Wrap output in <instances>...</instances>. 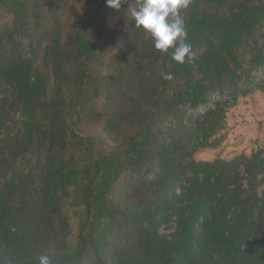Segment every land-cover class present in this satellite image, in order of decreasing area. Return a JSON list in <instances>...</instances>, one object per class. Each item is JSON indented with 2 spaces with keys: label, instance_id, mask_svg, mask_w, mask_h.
I'll use <instances>...</instances> for the list:
<instances>
[{
  "label": "trees",
  "instance_id": "obj_1",
  "mask_svg": "<svg viewBox=\"0 0 264 264\" xmlns=\"http://www.w3.org/2000/svg\"><path fill=\"white\" fill-rule=\"evenodd\" d=\"M129 3L0 0V264H264V142L195 158L264 96V0H191L184 64Z\"/></svg>",
  "mask_w": 264,
  "mask_h": 264
},
{
  "label": "clouds",
  "instance_id": "obj_2",
  "mask_svg": "<svg viewBox=\"0 0 264 264\" xmlns=\"http://www.w3.org/2000/svg\"><path fill=\"white\" fill-rule=\"evenodd\" d=\"M128 0H105V4L115 10L121 9ZM191 0H134L129 3V13L134 26L145 30L152 38L153 46L161 52L171 49V58L179 63H194L195 52L187 42V31L181 10L188 8ZM171 73L164 79L171 80ZM38 264H51L48 256L39 257Z\"/></svg>",
  "mask_w": 264,
  "mask_h": 264
},
{
  "label": "rangeland",
  "instance_id": "obj_3",
  "mask_svg": "<svg viewBox=\"0 0 264 264\" xmlns=\"http://www.w3.org/2000/svg\"><path fill=\"white\" fill-rule=\"evenodd\" d=\"M223 134L225 138L218 147L200 149L195 158H230L239 152L250 153L255 143L264 142V96L259 90L240 97L229 109Z\"/></svg>",
  "mask_w": 264,
  "mask_h": 264
}]
</instances>
